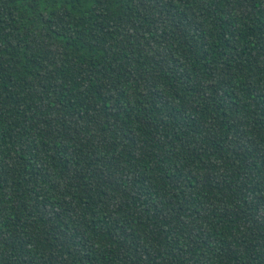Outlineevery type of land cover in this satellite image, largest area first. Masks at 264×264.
Listing matches in <instances>:
<instances>
[{
    "label": "trees",
    "instance_id": "16d2710c",
    "mask_svg": "<svg viewBox=\"0 0 264 264\" xmlns=\"http://www.w3.org/2000/svg\"><path fill=\"white\" fill-rule=\"evenodd\" d=\"M0 264H264V0H0Z\"/></svg>",
    "mask_w": 264,
    "mask_h": 264
}]
</instances>
